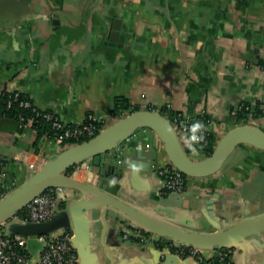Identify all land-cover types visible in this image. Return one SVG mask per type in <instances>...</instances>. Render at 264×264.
Masks as SVG:
<instances>
[{"label": "crops", "instance_id": "obj_1", "mask_svg": "<svg viewBox=\"0 0 264 264\" xmlns=\"http://www.w3.org/2000/svg\"><path fill=\"white\" fill-rule=\"evenodd\" d=\"M116 22L119 35L110 42ZM262 62L264 0H0V94H24L69 126L91 115L103 120V130L136 108L166 107L189 119L204 115L216 146L239 126L233 114L240 105L264 107ZM249 124L264 132V118ZM179 139L190 159L207 158ZM35 141L31 128L0 117V194L29 178V164L39 170L67 149L41 138L35 150ZM166 168L174 167L164 144L139 129L102 156L101 168L92 165L77 180L155 221L168 223L163 210H173L196 226L178 225L186 233L264 224V152L237 147L216 174L187 177L181 194L164 192L158 173ZM201 198V207H186ZM80 199L74 192L65 208ZM84 200L88 248L78 264H197L124 239L132 220L93 196ZM227 245L233 264H264L260 232ZM202 250L214 258L215 249Z\"/></svg>", "mask_w": 264, "mask_h": 264}, {"label": "water", "instance_id": "obj_2", "mask_svg": "<svg viewBox=\"0 0 264 264\" xmlns=\"http://www.w3.org/2000/svg\"><path fill=\"white\" fill-rule=\"evenodd\" d=\"M119 35L118 22L113 26L110 42L116 41ZM139 129H149L155 133L164 144L170 164L183 175L193 178H205L220 171L229 156L239 146L246 145L264 152V132L252 124L239 125L231 130L215 146L210 157L201 161L190 159L182 148L177 132L170 122L160 112L142 110L117 121L115 124L103 129L94 138L65 149L52 160H49L34 174L17 188L8 192L0 199V224L10 221L19 213L34 197L48 188H66L78 192L81 199L75 201L68 209H61L51 220L45 223L33 224L25 222H10L7 231L28 238L27 248L31 254L29 264H34L38 258L40 245L35 241L37 236L48 235L61 230L71 229L73 232L72 243L77 250L88 248L87 233L81 214L88 208L85 196L97 198L102 204L108 206L126 218L132 220L135 227L143 229L147 233L159 235L169 241L198 249L228 248L227 241L244 233L260 232L264 235V224L255 222H243L228 228L217 230L213 233L191 234L183 232L178 225L195 228L187 217L176 215L173 210H163L168 223L155 221L101 190L95 185L79 182L75 177L67 174L68 170L76 165L89 162L95 168H101V158L115 146L127 139ZM206 200H193L186 207L202 206ZM182 203L179 207H181ZM192 224H191V223ZM202 230L203 227L201 226ZM159 252V251H158ZM171 256L169 253L159 252V256Z\"/></svg>", "mask_w": 264, "mask_h": 264}, {"label": "built area", "instance_id": "obj_3", "mask_svg": "<svg viewBox=\"0 0 264 264\" xmlns=\"http://www.w3.org/2000/svg\"><path fill=\"white\" fill-rule=\"evenodd\" d=\"M12 102H19V106L23 108L34 107L28 99L19 100L17 95H15ZM10 105L11 102L8 103V107ZM261 109L264 112L263 106H261ZM37 110L38 109L34 107V111ZM41 112H43V119L49 122L51 128L57 133L50 139L45 138L50 142L65 146L66 148L94 138L103 128V120L97 119L91 115H88L82 124L69 126L63 123L53 113L45 111ZM235 114L236 112L233 115ZM37 115H39V113H37ZM19 121L20 128L29 127L32 129V120L24 123L25 119L19 118ZM196 121H201L204 125L202 129L197 130L196 132V135H203L204 137L198 142L190 140V137L193 134L192 125ZM170 124L177 132L179 138H188L193 146L198 143L204 145L208 144V136L210 135V130L208 128L209 120L204 115L195 119H189L176 113L172 117ZM84 169L91 170L92 164L84 162L76 165L68 175L78 179V174ZM28 170L30 172L29 176L38 171L34 164H29ZM158 174L164 179V192L181 194L184 191L187 179L177 169L166 168L165 170L159 171ZM7 191L0 194V199L7 194ZM74 192L75 191L66 188H48L34 197L10 221L1 223L0 264H29L32 259L27 248L28 238L17 234H10L7 231V225L10 222H25L33 224L45 223L51 220L61 210L60 204L66 203L71 199ZM122 232L123 237L126 240H131L141 246H151L162 254L169 253L180 260H191L197 264H233L232 249H215L214 258L209 259L204 256L203 250L201 249L169 241L159 235L147 233L138 227L132 229L123 228ZM72 239L73 232L71 229L37 236L35 241L40 245V248L38 251V258L34 264H78L79 257L77 250L72 243Z\"/></svg>", "mask_w": 264, "mask_h": 264}, {"label": "trees", "instance_id": "obj_4", "mask_svg": "<svg viewBox=\"0 0 264 264\" xmlns=\"http://www.w3.org/2000/svg\"><path fill=\"white\" fill-rule=\"evenodd\" d=\"M261 66L264 68V62L261 63ZM15 95L18 96L19 100L28 99L31 102L28 96L24 94L7 93L4 91L0 94V117L11 119L15 121L18 126L20 125L19 118H24L25 119L24 123L28 122L29 120H32V130L36 133V141L33 147L36 150L38 141L41 138L46 137L50 139L57 133L51 128V124L43 119L42 117L43 112H41L40 110L34 111V107L33 108L32 107L23 108L19 106V102H12V100L15 98ZM9 102H11V105L8 107ZM117 102H119V100H116V103ZM122 105L123 106L125 105L124 102L122 103ZM138 110L139 109L136 108L133 112L138 111ZM45 112H48V111H45ZM159 112L169 122L171 121L174 114H176L175 112L171 111L170 109L166 107L161 108ZM37 113H39V115H37ZM234 117H235L236 125H246V124H249L251 121L264 117V112L261 109V106L259 104L253 105V104L245 103L238 107ZM193 147H195L196 150L202 151L206 157H210L215 148V140L210 133V135L208 136L207 145L198 143ZM71 171H72V168L68 170V172H71ZM183 176L187 179V176L185 175ZM7 192H10V191H7ZM60 208L64 209L65 203H61Z\"/></svg>", "mask_w": 264, "mask_h": 264}, {"label": "clouds", "instance_id": "obj_5", "mask_svg": "<svg viewBox=\"0 0 264 264\" xmlns=\"http://www.w3.org/2000/svg\"><path fill=\"white\" fill-rule=\"evenodd\" d=\"M204 127L203 123L201 121H196L193 125H192V136L190 137L191 141H200L202 140L204 137L203 135H196L197 130H200ZM190 147H192V151L195 152L196 149L195 147H193L191 144H189ZM133 168L135 169V166H133Z\"/></svg>", "mask_w": 264, "mask_h": 264}, {"label": "rangeland", "instance_id": "obj_6", "mask_svg": "<svg viewBox=\"0 0 264 264\" xmlns=\"http://www.w3.org/2000/svg\"><path fill=\"white\" fill-rule=\"evenodd\" d=\"M70 172H67V174H69ZM79 182H82V181H80V180H78Z\"/></svg>", "mask_w": 264, "mask_h": 264}]
</instances>
